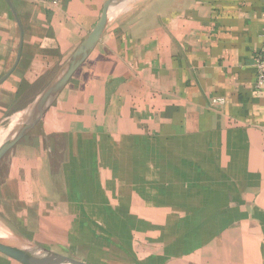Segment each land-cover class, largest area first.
<instances>
[{"label": "crops", "instance_id": "0c3cea01", "mask_svg": "<svg viewBox=\"0 0 264 264\" xmlns=\"http://www.w3.org/2000/svg\"><path fill=\"white\" fill-rule=\"evenodd\" d=\"M106 1L10 0L20 28L0 0V78L22 39L0 84V123L33 101ZM263 44L264 0L118 3L0 166L5 215L20 230L52 221L79 239L101 232L83 248L110 236L134 263L264 264ZM32 136L38 144L25 143ZM0 264L20 263L0 251Z\"/></svg>", "mask_w": 264, "mask_h": 264}, {"label": "water", "instance_id": "95a60500", "mask_svg": "<svg viewBox=\"0 0 264 264\" xmlns=\"http://www.w3.org/2000/svg\"><path fill=\"white\" fill-rule=\"evenodd\" d=\"M7 1L9 2V5L14 12L16 21L21 28V24L15 14L10 0ZM122 1L124 0H107L103 4L99 18L94 27L82 40L68 60L55 73L51 80L35 96L30 105L26 107L27 109L24 111V118L22 121L14 127L10 134L0 143V161L41 121L44 114L53 104L54 100L65 88L78 68L87 60L101 39L105 31L111 9ZM21 49L22 39L19 44L15 64L2 78H0V84L15 69L20 58ZM0 251L15 259L20 264H88L73 257L50 251L44 247L36 245L32 248L25 247L1 233Z\"/></svg>", "mask_w": 264, "mask_h": 264}, {"label": "rangeland", "instance_id": "374dc122", "mask_svg": "<svg viewBox=\"0 0 264 264\" xmlns=\"http://www.w3.org/2000/svg\"><path fill=\"white\" fill-rule=\"evenodd\" d=\"M30 103L28 104V106ZM27 106V107H28ZM22 109L18 112L9 116V118L5 119L0 123V131L6 130L9 124L13 121V117L17 116L16 122L8 127H16L24 118V111ZM13 118V119H12ZM22 118V119H20ZM38 126V125H37ZM7 128V129H8ZM37 136H32L29 139H25V143L35 142L32 138L36 139ZM3 137L0 134V140ZM36 143V142H35ZM37 142L36 144H38ZM10 152V151H9ZM9 152L3 157L0 162L1 168L5 167V162L10 158ZM5 203H3V199L0 201V233L2 235H6L10 239L14 240L15 242L24 245L25 247L32 248L33 246L44 247L50 251L61 253L75 259H88L95 262H85L88 264H148V262L144 263H134L132 262L131 257L129 256V248H125V255H120L118 250L121 252L116 244L115 241L110 239V236H106V240L109 241L110 246L99 247L100 245H95L94 247L83 248L86 244L88 245L91 243H96L98 237L104 238V234H100L101 232H90L88 228V238H75L76 235L72 232L73 230L67 226V223H54L52 221H48L46 225V230L44 232L36 231V225L33 223H29L28 225H23L25 228L20 230L17 229L15 222L10 218L9 215H5ZM8 214V213H7ZM20 226V225H19ZM21 227V226H20ZM85 231L77 232V234H84ZM111 232V231H110ZM107 232V234H110ZM91 233H98L97 237L92 236ZM90 236V238H89ZM62 241V245L58 244L59 241ZM86 243V244H85ZM85 244V245H84ZM114 245V246H113ZM84 262V261H83ZM156 264H164L161 260Z\"/></svg>", "mask_w": 264, "mask_h": 264}, {"label": "built area", "instance_id": "2783aa9c", "mask_svg": "<svg viewBox=\"0 0 264 264\" xmlns=\"http://www.w3.org/2000/svg\"><path fill=\"white\" fill-rule=\"evenodd\" d=\"M255 68H256V86L257 88L264 89V44L261 48V52L255 58ZM211 102L212 104H222L224 100L221 97H217L212 99Z\"/></svg>", "mask_w": 264, "mask_h": 264}, {"label": "bare ground", "instance_id": "6f19581e", "mask_svg": "<svg viewBox=\"0 0 264 264\" xmlns=\"http://www.w3.org/2000/svg\"><path fill=\"white\" fill-rule=\"evenodd\" d=\"M18 116V115H17ZM17 116H14L12 119H13V121L9 124V126L8 127H10L11 125H13L16 121L15 120H17ZM20 119H22V118H20ZM7 127V128H8ZM6 128V130H4V131H0V134L2 135V137H3V139L2 140H0V143L10 134V132L13 130V128H14V126L13 127H11L10 129L8 128L7 129Z\"/></svg>", "mask_w": 264, "mask_h": 264}]
</instances>
